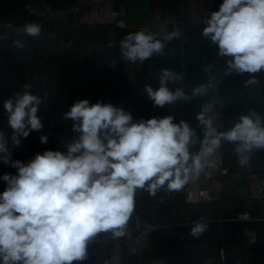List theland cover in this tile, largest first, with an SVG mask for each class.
I'll return each mask as SVG.
<instances>
[{"label": "clouds", "instance_id": "obj_1", "mask_svg": "<svg viewBox=\"0 0 264 264\" xmlns=\"http://www.w3.org/2000/svg\"><path fill=\"white\" fill-rule=\"evenodd\" d=\"M31 10V9H30ZM202 35L229 58V72L255 74L264 70V0H223L205 20ZM39 37L40 24L21 29ZM176 30L165 40L178 36ZM18 47L23 45L17 41ZM164 44L144 31L128 33L120 41L122 57L143 62L162 53ZM172 70H161L160 86L145 91L154 106L171 105L190 99L182 89L170 91L167 82L179 79ZM255 80L249 83H255ZM23 93L3 101L7 124L12 132L0 131V161L16 170L0 176L6 187L0 192V264H73L87 258L88 241L98 232L123 228L135 208L138 189L149 195L167 183L169 192H179L202 161L215 153L222 141L236 144L238 163L244 166L250 153L264 148V118L255 111L241 115L230 129L220 131L207 109L196 119L204 127L200 151L190 153L195 130L187 121L174 123V116L152 117L134 122L130 112L111 103L77 100L64 113L74 123L79 137L67 144V152L45 150L24 163L12 159L11 148L22 138L43 128L37 115L42 103L30 84ZM203 85L193 95L205 91ZM47 143L48 136H40ZM208 224L201 218L193 223L191 235L199 237Z\"/></svg>", "mask_w": 264, "mask_h": 264}, {"label": "crops", "instance_id": "obj_2", "mask_svg": "<svg viewBox=\"0 0 264 264\" xmlns=\"http://www.w3.org/2000/svg\"><path fill=\"white\" fill-rule=\"evenodd\" d=\"M185 1L149 0V4L150 7L160 4L179 12ZM48 3L42 9L45 17L37 22L42 27L39 37L27 36L24 32L19 34L18 30L11 39L0 42V131L6 136L12 132L3 109L5 99L14 97L16 93L22 94L25 84H30L29 91L42 99L37 115L43 128L22 138L21 144L14 147L13 160L27 163L45 150L66 153L68 133L73 123L64 118V113L69 111L76 97L80 100L85 97L90 103L100 101L122 107L132 114L134 122L167 115L174 116V123L187 121L196 133L193 137L195 143L189 147L193 154L200 151L204 136L196 116L200 113V103L214 85L222 94L223 131L230 129L241 115L249 111H255L264 118V70L255 74L229 72L226 63L229 58L219 57L217 47L202 35L205 23L194 24L186 20L158 31L141 27L118 30L114 47H109L107 43L111 35L105 26L75 27L67 29L64 34L56 33L52 17L61 10L53 9L51 0ZM176 30L179 31L178 36L164 39ZM140 31L154 35L164 48L162 53H154L143 62L132 63L122 57L120 41L128 33ZM62 35L69 40L64 49L59 46ZM17 41L23 47H18ZM130 65L139 70L143 87L139 95L127 83L126 70ZM164 68L180 77L167 82L169 90L182 89L190 99H181L163 107L154 106L145 91L143 78L149 85L154 84L151 87L156 90ZM252 80L256 82L249 83ZM201 85L206 90L193 95V89ZM58 134L64 135L60 143ZM41 135L48 136L47 143L40 142ZM235 147L236 144L222 141L218 150L227 172L215 174L210 183V196L199 202L187 200L186 185L179 192H169L166 183L155 196L146 190L136 191L135 208L128 222L135 226L146 221L152 229L150 244L142 254L131 249L126 251L129 262L155 258L164 264H205L206 259L213 258V264H264V204L250 195L243 181L248 164L264 175V148L251 152L248 163L241 166ZM15 172L14 168L0 161V176ZM5 187V182L0 180V192ZM239 213H248L250 219H237ZM201 218L208 224L207 230L199 237H193V223ZM250 230L256 234L253 243L248 241ZM108 247L107 243L88 241L87 258L73 264H97Z\"/></svg>", "mask_w": 264, "mask_h": 264}, {"label": "built area", "instance_id": "obj_3", "mask_svg": "<svg viewBox=\"0 0 264 264\" xmlns=\"http://www.w3.org/2000/svg\"><path fill=\"white\" fill-rule=\"evenodd\" d=\"M223 0H186L179 12L173 11L168 7L157 4L149 9L147 23L143 26L129 25L127 14L129 11L128 0H78L72 7H61V12L55 15L53 20L54 31L64 34L67 29L75 27L86 28L91 26H105L110 32L111 39L107 43L109 47H114V38L118 30H129L133 28H145L151 31H158L166 28L172 23L189 21L194 24L204 23L213 11L219 9ZM186 16V19L184 17ZM69 40L62 35L59 41L60 48L68 46ZM139 70L135 65H130L126 70L127 83L129 88L139 95L142 90V84L139 80ZM80 100L79 97L74 101ZM222 94L217 85H214L207 98L200 103V112L207 109L206 116L213 119L214 126L223 131L225 121L223 118L220 104ZM201 132L204 135V127L200 124ZM71 143L79 137V133L72 129L68 133ZM64 135L58 134L57 141L60 143ZM12 157L15 148L10 146ZM203 167L197 174L193 172L186 184L185 194L189 202H199L201 199L210 196V183L214 180L217 172L226 173L227 169L223 166L222 155L219 150L209 155L202 161ZM244 185L247 187L251 196L264 204V175L254 170L252 165L246 166L244 176ZM217 194V193H215ZM239 220H248V213H239L236 215ZM152 225L146 221H140L135 226L129 222L123 228V235L116 236L112 230L98 232L89 241L107 243L108 250L103 254L97 264H164L157 259L150 261L141 259L137 263H131L127 260L126 251L128 249L143 251L150 244V231ZM256 239L255 231L248 232V241L253 243ZM213 258L205 260V264H213Z\"/></svg>", "mask_w": 264, "mask_h": 264}, {"label": "rangeland", "instance_id": "obj_4", "mask_svg": "<svg viewBox=\"0 0 264 264\" xmlns=\"http://www.w3.org/2000/svg\"><path fill=\"white\" fill-rule=\"evenodd\" d=\"M2 2L3 0H0V4ZM48 2H50V0H26L12 6L7 16L3 19H0V42L11 39L14 35H16L18 30L19 34H23L21 29L24 25L31 22L37 23L41 18H44L45 11L42 9L46 8V5L49 4ZM77 2L78 0H72L68 7L74 6ZM51 7L53 9H58L54 8L52 5ZM60 9L61 8H59V10ZM54 17L55 15L52 17L53 20Z\"/></svg>", "mask_w": 264, "mask_h": 264}, {"label": "water", "instance_id": "obj_5", "mask_svg": "<svg viewBox=\"0 0 264 264\" xmlns=\"http://www.w3.org/2000/svg\"><path fill=\"white\" fill-rule=\"evenodd\" d=\"M150 4L149 0H129V11L127 14V22L129 25L143 26L147 23L149 14ZM143 84L146 86H155L154 84L149 85L143 78ZM82 99H86L83 97ZM74 102H71V105ZM70 110V109H69ZM70 123H74L71 119H68Z\"/></svg>", "mask_w": 264, "mask_h": 264}, {"label": "trees", "instance_id": "obj_6", "mask_svg": "<svg viewBox=\"0 0 264 264\" xmlns=\"http://www.w3.org/2000/svg\"><path fill=\"white\" fill-rule=\"evenodd\" d=\"M26 0H3L0 4V19H3L10 12V8L17 3L23 2ZM72 0H51V5L54 8H61L70 5Z\"/></svg>", "mask_w": 264, "mask_h": 264}]
</instances>
